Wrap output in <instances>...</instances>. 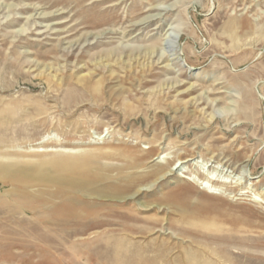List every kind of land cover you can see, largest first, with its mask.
<instances>
[{
  "label": "rangeland",
  "instance_id": "1",
  "mask_svg": "<svg viewBox=\"0 0 264 264\" xmlns=\"http://www.w3.org/2000/svg\"><path fill=\"white\" fill-rule=\"evenodd\" d=\"M0 166V264H264V0H0Z\"/></svg>",
  "mask_w": 264,
  "mask_h": 264
},
{
  "label": "bare ground",
  "instance_id": "2",
  "mask_svg": "<svg viewBox=\"0 0 264 264\" xmlns=\"http://www.w3.org/2000/svg\"><path fill=\"white\" fill-rule=\"evenodd\" d=\"M174 7V5H173ZM156 9V8H155ZM164 9H167V8H164ZM170 9V8H169ZM158 15H161L160 13L159 14H154V15H151L149 16L144 22L143 24L141 25H144V24H150L152 23L153 21L159 19ZM157 17V18H155ZM153 20H152V19ZM152 21V22H151ZM178 28V27H177ZM175 27L173 28H169V30L171 29V31H168L166 32V38H165V41L163 43H161V46L157 48V50H151V47L150 48H146V50H148L149 52H151V54H155L157 53V56H159V59L160 58H166L169 56L167 55L166 56V52H170V51H173L175 54L177 53L176 50L178 49V47H176V44L180 41V38H181V32H180V29H177ZM180 49V48H179ZM181 52V51H180ZM191 70H192V67H190ZM215 115L212 116V118H214ZM11 168V166H10ZM10 168L6 167V166H0V172H6V174L8 173V171L10 170ZM248 170L247 169H244L242 171V175L241 176H244L246 175V172ZM210 179H212L211 177H209ZM225 183V182H224ZM153 183L150 184V186H152ZM141 190V188L139 189Z\"/></svg>",
  "mask_w": 264,
  "mask_h": 264
}]
</instances>
